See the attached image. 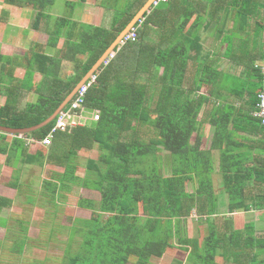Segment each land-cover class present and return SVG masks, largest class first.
Returning <instances> with one entry per match:
<instances>
[{"label": "trees", "instance_id": "obj_1", "mask_svg": "<svg viewBox=\"0 0 264 264\" xmlns=\"http://www.w3.org/2000/svg\"><path fill=\"white\" fill-rule=\"evenodd\" d=\"M3 2L34 9L37 30L52 0ZM146 2L126 0L108 28L80 27L78 41L64 43L57 56L33 45L26 74L38 72L42 79L37 85L12 80L0 106V126L26 129L48 118ZM205 18L218 23L211 28L215 52L200 42ZM62 61L74 64L71 79L58 75ZM21 90L36 98L18 109ZM261 90L264 0H169L149 12L135 41L116 47L98 69L85 96V107L99 112L98 121L54 133L45 151H30L24 138L41 141L54 121L20 134L23 138L0 132V155L7 165L58 169L41 180L54 204L73 186L99 194L98 200L76 202L90 217L73 221L78 226L70 229L67 244L71 247L76 236L80 241L72 252L66 250V264H128L130 258L149 264L173 247L172 240L187 253L184 263L264 264V226L259 232L249 221L237 229L233 219L239 211L264 212V126L252 115ZM205 125L212 133L204 149ZM94 149L98 158L87 159L78 176L79 153ZM162 153L169 175L163 173ZM13 181L9 187L18 192L19 176ZM185 182L192 184L190 192ZM11 205L12 199L0 194V215ZM190 220L205 226L200 242L188 236ZM16 250L21 253L23 241Z\"/></svg>", "mask_w": 264, "mask_h": 264}, {"label": "rangeland", "instance_id": "obj_2", "mask_svg": "<svg viewBox=\"0 0 264 264\" xmlns=\"http://www.w3.org/2000/svg\"><path fill=\"white\" fill-rule=\"evenodd\" d=\"M64 14H68V12L65 11ZM209 134L207 127L204 128L202 146H207L206 138ZM34 149L45 151L46 148L38 146ZM99 154L96 149L82 150L77 160V175L82 177L87 159H97ZM213 155L216 165L218 154L214 153ZM4 160L5 157L0 156V194L12 199V205L0 215V264H66L68 262L66 250L72 252L76 248L75 242L80 241L76 236L71 247L67 244L70 229L78 226L73 221L90 217V212L78 208L76 202L80 197L98 200L99 194L90 189L73 186L69 192H63L62 197L57 199L54 204L46 195L41 180L48 178L50 171L59 172L58 169L51 166L26 167L13 161L15 164L13 167L21 168V173L13 168L3 166L5 165ZM162 160L163 173L169 175L170 162L164 153H162ZM15 176H19L21 184L18 192L9 187V184L14 182ZM184 188L190 192L193 186L191 183L185 182ZM235 218L236 224L234 222V225L238 229L242 228L245 223L253 221L256 230L262 232L264 212L244 213L239 211L235 213ZM204 227L198 225L195 220H190L187 224L188 236L197 238L200 242L205 234ZM19 241H23L21 253L16 250ZM172 243L173 247H170L161 258L153 257L149 264H176V262L189 264L184 263L187 253L177 247L174 240ZM134 260V258H130L128 264H133Z\"/></svg>", "mask_w": 264, "mask_h": 264}, {"label": "crops", "instance_id": "obj_3", "mask_svg": "<svg viewBox=\"0 0 264 264\" xmlns=\"http://www.w3.org/2000/svg\"><path fill=\"white\" fill-rule=\"evenodd\" d=\"M125 3L126 0H52L51 5L44 10V16L40 20L38 29L34 30L32 27L35 16L34 9L8 5L3 0H0V106L4 104L6 89L12 80L24 81L25 84L28 82L33 85H37L41 81L42 76L38 72H34L33 75L29 73V77L26 74V61L31 54L30 48L33 45L40 46L43 54L47 56H57L58 53L64 52V43H75V41H78L81 32L80 27L108 28L111 25L115 10L123 7ZM65 11L68 14H64ZM173 13L177 15L178 12ZM61 19L65 21H61ZM181 19L183 18L180 17V21ZM193 20L195 19L192 17L190 21L185 23V26L190 28ZM58 23L63 24L62 26L64 27L59 35H56L59 32L56 30ZM215 24L218 23L215 21L209 22V19L205 18L202 21L201 29L198 31L203 48L212 52L218 49L216 43H214L218 41L213 40L215 35L211 33V28ZM85 57L87 55L76 56V58L81 60ZM74 70L73 63L62 61L58 75L60 78L68 80L73 77ZM26 78L30 79L26 80ZM204 91L202 88L201 93L203 94ZM34 98L36 97L32 93L21 90L17 100L18 109H23L28 102H33ZM206 127L210 133L208 138H206L208 141L212 130L209 125L204 126V128ZM207 146L202 148L205 149ZM34 148L31 147L30 151L36 152L38 150ZM0 156L5 157L4 155ZM217 165L218 162L216 165L214 164L215 167ZM3 166L16 170V167L14 168L12 164L7 165L5 163ZM233 216L236 224L235 213ZM235 228L237 227L235 226Z\"/></svg>", "mask_w": 264, "mask_h": 264}, {"label": "built area", "instance_id": "obj_4", "mask_svg": "<svg viewBox=\"0 0 264 264\" xmlns=\"http://www.w3.org/2000/svg\"><path fill=\"white\" fill-rule=\"evenodd\" d=\"M169 0H153L149 9L145 14L140 17L137 22L129 29V31L120 40L117 48H120L127 42H133L137 38V30L141 28L146 16L149 12L160 4L167 3ZM114 51H112L107 58L102 62L103 65H107L108 62L113 58ZM101 64V65H102ZM98 70H96L89 78L78 88L75 95L67 103V105L56 115L54 118V124L50 130L46 133L47 135L41 140L36 141L34 139L24 138L26 144L29 147L32 145H40L46 148L50 145L54 133L69 131L76 127H84L88 122H96L99 120L98 111H89L85 107V96L88 89L96 84ZM257 103L255 106V111L252 113L256 117L260 124L264 126V91L261 90L257 93ZM23 138L22 135H19Z\"/></svg>", "mask_w": 264, "mask_h": 264}, {"label": "water", "instance_id": "obj_5", "mask_svg": "<svg viewBox=\"0 0 264 264\" xmlns=\"http://www.w3.org/2000/svg\"><path fill=\"white\" fill-rule=\"evenodd\" d=\"M153 0H147L144 6L139 10V12L134 16V18L128 23V25L124 28L122 32L116 37L113 43L109 46V48L103 53V55L96 61V63L92 66L89 72L79 81V83L71 90V92L65 97V99L59 104V106L54 110V112L46 118L43 122L39 123L36 126L26 128V129H11L7 127L0 126V132L9 134V135H20L27 134L29 132L41 129L51 123L56 115L67 105V103L72 99V97L77 92L78 88L92 75L96 70H98L102 64V62L107 58V56L114 51V49L118 46L120 40L123 36L129 31V29L137 22V20L142 17L145 12L149 9Z\"/></svg>", "mask_w": 264, "mask_h": 264}]
</instances>
